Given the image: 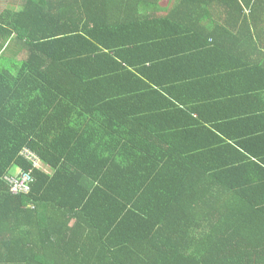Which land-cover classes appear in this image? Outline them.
<instances>
[{
	"label": "trees",
	"instance_id": "1",
	"mask_svg": "<svg viewBox=\"0 0 264 264\" xmlns=\"http://www.w3.org/2000/svg\"><path fill=\"white\" fill-rule=\"evenodd\" d=\"M17 1L0 264H264V0Z\"/></svg>",
	"mask_w": 264,
	"mask_h": 264
},
{
	"label": "built area",
	"instance_id": "2",
	"mask_svg": "<svg viewBox=\"0 0 264 264\" xmlns=\"http://www.w3.org/2000/svg\"><path fill=\"white\" fill-rule=\"evenodd\" d=\"M21 156L32 164L33 169L43 168V163L40 157L30 148H24L21 151ZM32 170L25 172L22 168H18V173L7 176L6 179L13 185V192L29 191L30 185L33 182Z\"/></svg>",
	"mask_w": 264,
	"mask_h": 264
},
{
	"label": "crops",
	"instance_id": "3",
	"mask_svg": "<svg viewBox=\"0 0 264 264\" xmlns=\"http://www.w3.org/2000/svg\"><path fill=\"white\" fill-rule=\"evenodd\" d=\"M6 0H0V11L4 10L5 8H9L10 2ZM9 4V5H8ZM19 6V5H18ZM18 6H11L14 9H18ZM11 41L5 42L3 48L0 50V57H6L5 64L8 66L10 63V60H13L14 58H17V54L19 52V49L15 46L11 45Z\"/></svg>",
	"mask_w": 264,
	"mask_h": 264
},
{
	"label": "rangeland",
	"instance_id": "4",
	"mask_svg": "<svg viewBox=\"0 0 264 264\" xmlns=\"http://www.w3.org/2000/svg\"><path fill=\"white\" fill-rule=\"evenodd\" d=\"M6 1H9V2L11 3L12 6H13L12 3L18 4V1H17V0H6ZM165 1H167V0H163V2H165ZM9 2H7V3H9ZM48 171H50V170L48 169ZM12 173L17 174V173H18V170L14 169V170L12 171Z\"/></svg>",
	"mask_w": 264,
	"mask_h": 264
}]
</instances>
